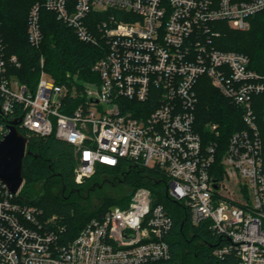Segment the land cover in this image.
Masks as SVG:
<instances>
[{"label": "built area", "instance_id": "obj_1", "mask_svg": "<svg viewBox=\"0 0 264 264\" xmlns=\"http://www.w3.org/2000/svg\"><path fill=\"white\" fill-rule=\"evenodd\" d=\"M41 8L101 48L91 66L96 78L69 86L46 79L42 69L31 90L6 74L0 46V112L20 103L19 125L26 133L70 143L77 183L98 166L125 160L155 168L168 178V194L189 209L193 225L207 221L213 233L229 239L215 248L218 257L232 250L236 264H264V140L252 107V97L264 94V66L257 69L248 55L218 48L221 30L214 25L224 21L247 30L264 0H44L28 15L27 39L34 47L42 41ZM109 9L126 19L111 12L88 20L93 11ZM9 62L19 65L16 55ZM201 76L242 109L245 127L230 135L221 159L240 177L242 201L220 195L216 144L203 146L194 130ZM210 129L217 134L216 124ZM7 131L0 123V140ZM22 185L11 193L0 180V264H155L170 257L172 218L153 204L147 187H137L126 204L109 206L71 235L56 215L44 216L19 200Z\"/></svg>", "mask_w": 264, "mask_h": 264}, {"label": "trees", "instance_id": "obj_2", "mask_svg": "<svg viewBox=\"0 0 264 264\" xmlns=\"http://www.w3.org/2000/svg\"><path fill=\"white\" fill-rule=\"evenodd\" d=\"M42 1L0 0V46L7 60L6 74L31 90L42 69L56 83L69 86L75 79L96 78L91 66L102 55L101 48L80 40L54 12L40 9L41 44L34 47L28 42L29 11L33 4ZM111 12L117 13L118 19H126L120 11L109 9L93 11L88 20H103ZM249 20L247 30H234L224 21L214 23L221 30L216 46L248 55L252 66L259 69L264 66V10L253 14ZM11 55H16L19 65L9 62ZM196 92L194 130L200 135L203 146L216 144L213 166L221 177V159L229 137L245 127L242 109L214 87L206 76L199 78ZM252 107L264 140V94L252 97ZM22 114L20 103L13 104L6 114L0 112L3 129L7 130V124ZM211 124H216L217 134L210 129ZM17 129L27 136L26 149L30 152L22 159L23 185L19 200L36 205L44 216L56 215L71 235L78 233L91 218L100 217L109 206L126 204L133 191L144 186L150 189L153 204L163 205L172 218V227L166 236L170 257L155 264H236L232 250L222 258L214 253L216 247L227 244V239L213 233L207 221L193 225L189 209L168 194L167 177L155 168L140 167L125 160L116 167L98 166L93 175L77 183L74 180L76 152L70 143L54 135L26 133L19 124ZM103 176L110 179L108 191H102L101 182H94L102 180ZM114 186L121 187L122 191L117 194Z\"/></svg>", "mask_w": 264, "mask_h": 264}, {"label": "water", "instance_id": "obj_3", "mask_svg": "<svg viewBox=\"0 0 264 264\" xmlns=\"http://www.w3.org/2000/svg\"><path fill=\"white\" fill-rule=\"evenodd\" d=\"M20 120L21 117L11 120L7 124L8 131L0 140V180L11 193L16 192L23 182L22 159L25 154L30 153L26 149V137L17 129ZM212 180L213 187L216 188V178L213 177Z\"/></svg>", "mask_w": 264, "mask_h": 264}, {"label": "rangeland", "instance_id": "obj_4", "mask_svg": "<svg viewBox=\"0 0 264 264\" xmlns=\"http://www.w3.org/2000/svg\"><path fill=\"white\" fill-rule=\"evenodd\" d=\"M232 29H234V27L231 25ZM236 30V29H234ZM44 77L46 79H51L52 77L46 72ZM221 179H222V189L220 191V195L228 198L230 200H232L233 202H238V201H242L243 196L246 194V190L244 188V185L242 184V181L240 179V177H238L237 175H235L232 171L221 167ZM168 181V178H167ZM94 182H101L103 184V190H105L106 188L109 189L110 185L106 182H103L102 180H96ZM113 187V186H112ZM114 190L117 191V194L120 193V191H122L121 187L119 186H114Z\"/></svg>", "mask_w": 264, "mask_h": 264}, {"label": "flooded vegetation", "instance_id": "obj_5", "mask_svg": "<svg viewBox=\"0 0 264 264\" xmlns=\"http://www.w3.org/2000/svg\"><path fill=\"white\" fill-rule=\"evenodd\" d=\"M109 180H110V179H109V177H107V176H103V177H102V181H103V182H105V183L107 182L109 185H111V183L109 182ZM102 184H104V183H102ZM101 189H102V191H103V185H102ZM105 190L108 191L107 188H106Z\"/></svg>", "mask_w": 264, "mask_h": 264}]
</instances>
